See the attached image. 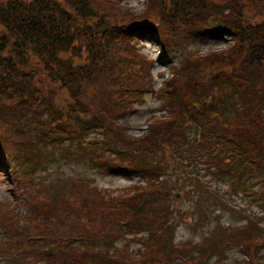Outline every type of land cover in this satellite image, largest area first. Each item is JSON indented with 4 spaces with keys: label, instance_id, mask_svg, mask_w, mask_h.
Segmentation results:
<instances>
[{
    "label": "trees",
    "instance_id": "trees-1",
    "mask_svg": "<svg viewBox=\"0 0 264 264\" xmlns=\"http://www.w3.org/2000/svg\"><path fill=\"white\" fill-rule=\"evenodd\" d=\"M144 5L135 15L112 0H0V165L4 154L34 155L44 164L33 152L38 134L49 132L73 137L79 144L74 154L104 177L148 180L129 186L133 196L121 203L131 207L121 210L119 200L108 203L102 189L86 179L72 180L68 191L28 183L24 227L6 222L12 218L7 214L0 217L6 236L0 245L7 247L0 255L23 264H199L188 256L187 244L171 243V190L162 179L163 164L206 144L215 148L207 166L213 162L220 170L243 161L246 167L236 178L248 171L246 177L264 185V0ZM143 38L161 44V55L170 61L185 44L230 45L183 54L157 89V60L137 47ZM144 94L159 101L165 122H151L142 136L131 138V127L121 122L137 111ZM92 133L101 136L87 142ZM214 139L229 148L228 157L215 161L221 148ZM253 194L264 199V186ZM249 228L256 236H230L238 237L254 264L264 230L257 224L241 227ZM128 235L141 244L136 252L129 243L113 253L95 247ZM79 241L87 247H76Z\"/></svg>",
    "mask_w": 264,
    "mask_h": 264
},
{
    "label": "rangeland",
    "instance_id": "rangeland-1",
    "mask_svg": "<svg viewBox=\"0 0 264 264\" xmlns=\"http://www.w3.org/2000/svg\"><path fill=\"white\" fill-rule=\"evenodd\" d=\"M112 1L135 15H140L145 10V0ZM229 45V42L223 40H215L204 45H188L187 47L185 44V49H177L179 51L178 56L176 54L175 58L170 61V58L161 55L163 47L161 44L151 43L148 38H143L140 43H137L140 52L158 60L155 62V67L152 66L153 76L157 80V84L154 86L157 89L161 85L160 81L163 76L172 77L170 66L180 63L183 54L199 53L202 55V53H207L210 50L225 49ZM143 100L142 103L137 104V111L131 114L128 119L122 122L119 120L121 124L126 123L125 125L131 127L127 131V135L131 138L142 136L151 122H165V118L162 116L166 112L158 109L159 101L155 96L144 94ZM228 109L231 112L234 110L231 106ZM152 116L156 117L154 121ZM192 131L193 128L189 130V133ZM38 135V148L33 153L37 156H43L45 158L44 164L39 163L34 155L27 157L19 154L3 155V157L9 158V160L8 158L3 160L7 161L8 166H11L14 178L21 180L20 186H18V182L12 178V175L5 173V170L8 169L0 167V170L4 171L0 175V217L5 214L12 217L10 220H6L8 223L13 222L17 226L24 227L25 223L23 222H25L24 217L25 214L27 215V210L22 204V199L28 183L36 186L46 184L50 190L60 188L59 191H68L71 188L72 180L86 179L91 185L102 189L101 191L104 192L103 195L108 203H111L113 198L119 200L117 204L119 205L118 209L121 210L124 207H131L130 203H121L123 198L133 196L134 190L128 189L129 186L135 183L144 186L148 182L147 179L142 180L140 176L132 175L104 177L97 171L96 167L85 160V157L74 154V150L79 144L73 137L59 134L64 136L60 139L59 135L49 132H41ZM100 136L97 133H92L85 137V140L92 142L93 139ZM57 137L59 140L54 141ZM59 141L61 143L58 144ZM212 143L217 148H221L215 161L223 156L228 157V147L222 148L216 139ZM214 150V147L209 149L206 144L200 148L194 147L188 155L177 156L173 161L163 164L167 175L164 174L162 179L166 181L164 185L171 190L170 201L173 212L172 216L169 217V224L173 233L171 243L172 245L187 244L189 246V250L187 248L188 256L199 258L202 264H250L249 256L242 251L238 237L232 238L239 236L241 232H245L244 234L247 236L252 234L256 236L252 228L241 229L243 225L255 228V224H257L261 231L264 230V199H259L253 194L254 191L259 190L264 185L258 177H253V175L246 177L245 174H248V171H244V176L241 179L236 178L239 176L238 173H242V169L246 167V165L243 166V161H237L235 164H224L220 170L213 162H210L212 166H207L209 154H212ZM256 179L259 181L257 184ZM50 192L54 193L53 191ZM176 194H178L177 197H175ZM138 206H140V201H138ZM101 216L103 215L98 214L97 217ZM97 224L98 229L101 228L102 222L98 221ZM4 231V227L0 225V243L6 239ZM230 233L233 234L232 238ZM131 237L132 235H128L124 239L114 238L109 240V246L96 243L95 247L108 249L110 253H113L115 247L129 243L131 250L136 252L141 244L130 242ZM86 245L80 241L76 243L78 248L87 247ZM0 249L3 252L7 251L6 246L1 247L0 245ZM15 260L12 261L11 258L0 255V264L23 263L21 258ZM254 264H264V246L260 251L258 250Z\"/></svg>",
    "mask_w": 264,
    "mask_h": 264
}]
</instances>
